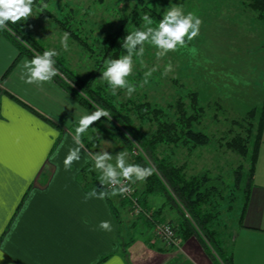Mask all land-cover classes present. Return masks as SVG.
<instances>
[{"label":"crops","instance_id":"crops-1","mask_svg":"<svg viewBox=\"0 0 264 264\" xmlns=\"http://www.w3.org/2000/svg\"><path fill=\"white\" fill-rule=\"evenodd\" d=\"M249 11L247 0L201 4L205 43L225 45L223 51L239 66L249 52L264 46V26L258 30L259 18L253 10L252 20ZM19 55L0 31V264H214L197 237L183 240L182 249H171L160 239L134 240L112 196L84 201L93 190L106 191L100 183L86 190L78 178L92 161V149L84 146L70 171L63 161L76 147L70 127L88 112L54 80L41 85L21 80L30 58ZM105 220L111 232L98 228ZM122 242L129 244L127 253ZM230 250L233 264H264V129L254 185Z\"/></svg>","mask_w":264,"mask_h":264},{"label":"rangeland","instance_id":"rangeland-1","mask_svg":"<svg viewBox=\"0 0 264 264\" xmlns=\"http://www.w3.org/2000/svg\"><path fill=\"white\" fill-rule=\"evenodd\" d=\"M140 2L152 10L148 11L151 13L149 17L153 20L152 27H157L161 20L158 15L163 17L165 11L172 6H179L185 14L193 13L201 18L202 0H34L32 16L19 22H22V26L28 30L30 35L47 50L57 51V56L64 58L72 70L84 77H92L97 71L95 60L89 56L88 50L71 37L68 40V50L63 49L60 38L66 31L56 23L55 18H63L68 15L72 20L73 30L81 32L93 49L98 51L101 46L100 42L107 33L116 31L120 27L129 30L130 33L145 28V22L140 25L130 22L136 13H141ZM249 12L253 20V17H256L253 15L254 11ZM258 20L255 21V24H258L257 29L259 30L260 26L264 25L261 20ZM201 34L200 26L199 35L196 38L187 41L185 46L178 47L177 50L169 52L160 59L155 55L157 49L146 42L144 56H133V72L127 77L128 82L135 86V92L128 96L125 89H118L117 98L119 100L128 98L137 101L147 100L165 108L182 98L190 108L191 94L198 93L199 112L202 115L195 121V127L209 136V142L195 149L171 147L170 152H174L172 159L177 164L187 165L188 175L206 172L212 182L222 183L224 198L219 199L222 205L217 227L228 252L243 205V193L234 188L236 179L234 172L240 170L239 166L241 165H244V169L247 170L249 164L246 157L242 158L240 154L227 147V142L234 136V132L227 133V130H236L232 123L237 120L242 121L244 129L239 128L237 131H242L245 135L246 123L243 118L248 111L262 105L264 100L262 80L264 78V46L259 47L258 53L249 52L239 66L233 61L231 53L223 51L227 50L225 45L207 44L205 43L207 40ZM260 39L261 42L264 40L262 37ZM122 51V55L127 54L126 49L123 48ZM237 54L241 55V52ZM242 54L245 56V53ZM169 64H171V71L167 75H162L165 67ZM153 67H156V71L151 76L145 77V73ZM103 70L102 68L97 72L95 84H107L101 79ZM86 110L88 114L92 113L87 108ZM144 127L148 129L149 126L145 125ZM84 135L93 142L88 148L92 149L93 153L107 151L115 157L118 153L125 151L128 154L127 162H132V156L128 153L127 148L105 123L94 122ZM134 153L136 154V152ZM111 163L115 164V159ZM92 171L100 175L94 169V162ZM129 182L134 191L142 188L144 184L141 181ZM105 188H108L107 185ZM231 193L232 195H230ZM115 198L116 196H112V200L118 207L119 216L124 219L123 222L127 223L126 226L129 228H126V232L129 231L127 234L131 235L132 239L143 237L154 241L156 239L165 240L159 231L160 226L156 225L154 228H150L143 224L141 214L134 212L129 206L130 210H125L127 208L121 201L122 196L121 198L117 197L118 200ZM230 200L233 201L230 202ZM163 203L164 199L161 196L150 199L152 209L159 208ZM164 213V224L169 225L176 236L180 238L176 211L166 208ZM124 235L126 234L124 233ZM182 245L183 239L180 238L179 241L171 246L168 245V247L182 249ZM209 257L214 264L219 263L217 256Z\"/></svg>","mask_w":264,"mask_h":264},{"label":"trees","instance_id":"trees-1","mask_svg":"<svg viewBox=\"0 0 264 264\" xmlns=\"http://www.w3.org/2000/svg\"><path fill=\"white\" fill-rule=\"evenodd\" d=\"M139 5H141V13H136L130 21L136 25L145 22L143 17L151 16L148 11H152L141 2ZM248 6L257 12L258 18L264 22V0H248ZM158 17L163 18L160 15ZM55 19L72 39L88 50L89 56L95 60L97 71L92 77H84L72 70L64 58L55 56L53 57L56 61L55 67L59 69L60 75L53 80L91 112H94L97 106L108 110L112 115L111 119L102 117L99 121L105 123L127 148L132 156L131 164L151 166L154 169L153 174L143 181V187L133 194L140 204L142 210L140 214L145 225L154 228L159 223H164L165 209H173L178 216L180 238L187 240L193 236L197 237L209 256L212 258L217 256L218 264H233L232 251H226L225 241L222 235H219L217 227L222 205L219 199L224 198L222 183L212 182L206 172L188 175L187 165L177 164L172 159L174 152H170L171 147L195 149L209 142V136L195 127V121L202 115L199 112L198 93L191 94L190 108L182 98L166 108L147 100L137 101L131 98L119 100L117 94H111L108 84H95L94 80L97 72L104 69L107 59H117L122 56L123 41L130 33L129 30L120 27L116 31L107 33L96 51L81 32L73 30L72 20L68 15ZM8 27L15 35L8 31H0L16 44L20 52L19 56L26 55L31 59L36 53L42 55L47 50L30 35L22 26V22L17 24L9 22ZM243 121L246 123L245 135L244 132L237 131L239 128L244 129L242 121L237 120L232 123L236 130H227V133L234 132V136L227 142V147L240 154L242 158L246 157L249 164L247 170L241 165L240 170L234 172L236 177L234 188L243 193V205L237 227L243 223L254 185L255 166L264 129V103L248 111ZM143 125H148V129ZM77 126L78 122L70 127L73 134ZM81 139L87 148L93 143L84 134ZM58 141L59 138L56 139L53 149ZM92 163L93 161L82 168L78 176L86 190H89L93 184L100 183V175L92 171ZM111 191L106 189L108 193ZM116 196L121 198L120 194ZM156 196L163 197L164 203L159 208L152 209L150 199ZM107 199L110 200L109 196ZM123 199L122 203L130 207V199ZM112 208L118 218L117 211L113 206ZM121 246L124 253H127L129 244L122 242Z\"/></svg>","mask_w":264,"mask_h":264},{"label":"clouds","instance_id":"clouds-1","mask_svg":"<svg viewBox=\"0 0 264 264\" xmlns=\"http://www.w3.org/2000/svg\"><path fill=\"white\" fill-rule=\"evenodd\" d=\"M33 4L34 0H0V30L15 35L13 30L8 27L9 22L17 24L21 20H27L28 17L32 16ZM143 19L145 28L129 33L123 41L122 47L127 50V54L117 59L109 58L105 61L101 79L107 82L112 95H116L118 89H125L128 96L135 92V86L128 82L127 77L133 72V56H144L146 42L157 49L155 55L160 59L169 52L177 50L178 47L185 46L187 41L196 38L202 24L199 17L193 13L185 14L179 6L168 8L157 27L151 26L153 20L148 15H145ZM69 37L70 34L64 32L60 38L64 50L69 48ZM57 55L58 52L55 50H45L42 55L36 53L30 60L24 62L20 79L27 84L37 85L52 81L54 77L60 75L59 69L55 67L56 61L53 59ZM154 71H156V67L149 69L145 73V77L151 76ZM169 71H171V64L165 67L162 75H167ZM102 117L110 120L112 115L108 110L97 106L94 112L83 115L79 119L72 137L76 147L69 149L63 161L65 171H70L73 163L81 159V150L84 148L81 139L82 134ZM127 156L128 154L125 151L118 153L115 157L107 151L90 153L91 160L94 162V169L100 173V184L110 185L112 191L108 193L104 190H93L85 195V202L93 198L103 200L106 196L122 195L127 191V188L123 186V181L143 182L153 174L154 169L151 166L144 167L128 163ZM113 159H115V164L111 163ZM98 228L105 232L112 231L111 222L107 220L101 221ZM112 259L118 258L113 257ZM109 264H111V261Z\"/></svg>","mask_w":264,"mask_h":264},{"label":"built area","instance_id":"built-area-1","mask_svg":"<svg viewBox=\"0 0 264 264\" xmlns=\"http://www.w3.org/2000/svg\"><path fill=\"white\" fill-rule=\"evenodd\" d=\"M123 186H125L127 188V191L121 195L122 198L130 199V201H131L130 207L134 210V212H137L139 214L142 213V210H141L140 204L138 203L137 198L133 196L135 191H134L131 183L129 181H123ZM107 187L109 190H112L110 185H107ZM157 226H160L159 231L162 234V235L161 234L160 235L163 236V238L165 239L164 241L166 243H168V245L171 246L172 244H174L180 240V238L178 236H176V234L170 228L169 225H165L164 223H160Z\"/></svg>","mask_w":264,"mask_h":264}]
</instances>
